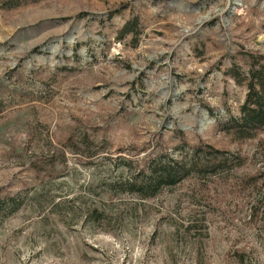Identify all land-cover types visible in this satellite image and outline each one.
I'll use <instances>...</instances> for the list:
<instances>
[{"label": "rangeland", "instance_id": "obj_1", "mask_svg": "<svg viewBox=\"0 0 264 264\" xmlns=\"http://www.w3.org/2000/svg\"><path fill=\"white\" fill-rule=\"evenodd\" d=\"M250 54L264 0H0V264H264V131L222 128ZM205 143L220 174L126 191Z\"/></svg>", "mask_w": 264, "mask_h": 264}, {"label": "trees", "instance_id": "obj_2", "mask_svg": "<svg viewBox=\"0 0 264 264\" xmlns=\"http://www.w3.org/2000/svg\"><path fill=\"white\" fill-rule=\"evenodd\" d=\"M136 24V19L126 22L120 31V37L123 38L134 31ZM250 58L247 76L248 92L240 108L241 115L222 125L224 130L236 134L240 139L254 138L264 131V54H250ZM228 164L229 160L224 157V152L215 149L212 145L206 143L193 145L186 156L171 158L161 154L146 161L145 165L127 180L126 191L134 193L141 199L154 198L164 189L175 188L186 180L205 179L208 175H218L228 167ZM18 203L17 196L0 197V219L13 212L18 207ZM262 203H264V195ZM9 208L11 211H8ZM238 263L245 264L243 259H239Z\"/></svg>", "mask_w": 264, "mask_h": 264}]
</instances>
